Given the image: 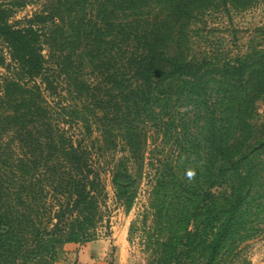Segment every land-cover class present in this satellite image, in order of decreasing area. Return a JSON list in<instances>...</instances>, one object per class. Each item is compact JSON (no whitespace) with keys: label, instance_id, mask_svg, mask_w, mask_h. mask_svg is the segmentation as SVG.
<instances>
[{"label":"trees","instance_id":"16d2710c","mask_svg":"<svg viewBox=\"0 0 264 264\" xmlns=\"http://www.w3.org/2000/svg\"><path fill=\"white\" fill-rule=\"evenodd\" d=\"M255 1L41 0L10 22L30 0H0V264L91 240L105 180L128 210L144 166L171 252L220 264L263 230L264 54L217 56L194 28Z\"/></svg>","mask_w":264,"mask_h":264},{"label":"rangeland","instance_id":"374dc122","mask_svg":"<svg viewBox=\"0 0 264 264\" xmlns=\"http://www.w3.org/2000/svg\"><path fill=\"white\" fill-rule=\"evenodd\" d=\"M40 1L30 0L25 7L17 9L11 15L10 22H20L24 17H29L39 8ZM194 28L198 31L196 36L200 49L214 52L217 56L234 57L250 51L264 54V0H256L244 11L217 10L206 13ZM250 124L254 130L264 127V98L255 102ZM169 154L167 152L168 157ZM148 155L149 151H146L145 157L148 158ZM260 159L264 161V154ZM152 180V172L144 166L142 179L128 210L115 203L108 180H105V214L108 222L98 227L95 236L86 242H105L106 264H205L199 251H190L186 255L185 246L180 244L177 245L176 253L169 249L166 244L169 218L164 216L158 219V207L149 199ZM260 227L263 230L239 243L220 264H264V221ZM78 243L81 245L84 242ZM75 249L73 243L68 246L64 244L53 264H80L73 256ZM69 252L72 254L69 255Z\"/></svg>","mask_w":264,"mask_h":264},{"label":"crops","instance_id":"0c3cea01","mask_svg":"<svg viewBox=\"0 0 264 264\" xmlns=\"http://www.w3.org/2000/svg\"><path fill=\"white\" fill-rule=\"evenodd\" d=\"M66 244L68 246L71 243ZM73 244L76 248L73 254L76 262L80 264H106L104 262V256L107 250L104 241L94 240L91 242H84L81 245H79V243ZM70 254L72 253L69 252V255Z\"/></svg>","mask_w":264,"mask_h":264},{"label":"clouds","instance_id":"9594fccd","mask_svg":"<svg viewBox=\"0 0 264 264\" xmlns=\"http://www.w3.org/2000/svg\"><path fill=\"white\" fill-rule=\"evenodd\" d=\"M194 175V173H189V178H191Z\"/></svg>","mask_w":264,"mask_h":264}]
</instances>
